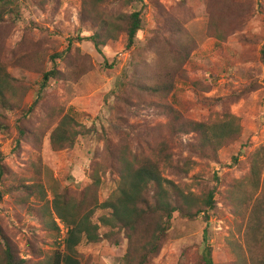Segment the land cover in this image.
<instances>
[{"label":"rangeland","instance_id":"1","mask_svg":"<svg viewBox=\"0 0 264 264\" xmlns=\"http://www.w3.org/2000/svg\"><path fill=\"white\" fill-rule=\"evenodd\" d=\"M17 6L20 17L15 24L0 27L7 51L67 52L72 39L70 57L79 49L91 64L78 81L52 80L42 91L36 72L8 67L27 88L23 106L32 107L36 101L32 114L18 121L11 115V128L0 133V162L10 171L0 185V227L19 258L47 264L54 253L66 254L65 243L47 235L41 217L51 209L55 193L86 188L108 138L113 146L126 144L134 154L146 156L150 148L165 144L172 166L163 168L167 180L197 199L215 189L216 209L193 220L175 214L149 264H203L206 246L214 264H264V0H101L98 9L106 19L140 12L142 20L131 48L125 36H118L100 47L102 54L87 41L96 25L83 15L80 1L17 0ZM211 18L227 31L222 41L208 33ZM173 21L195 45L183 65L184 79L177 80L167 96L142 94L131 84L138 72L151 74L158 62H164L161 58L167 53L159 46L172 44ZM58 66L66 72L64 60ZM164 107L177 112L181 121H218L231 114L238 118L241 134L216 159L204 157L192 147L195 135L170 134ZM56 110L74 116L90 134L78 137L70 149L55 150L49 134L56 125ZM17 125L27 130L26 137L19 136ZM253 158L262 167L258 187L247 182L232 200L231 188L247 181ZM102 181L107 184L111 178L106 175ZM36 185L37 194L25 189ZM110 191L111 187L101 189L99 200ZM257 205L256 229L248 222ZM57 220L62 222L53 215L55 225ZM126 248L125 241L117 246L103 241L86 247L79 260L122 264Z\"/></svg>","mask_w":264,"mask_h":264},{"label":"trees","instance_id":"2","mask_svg":"<svg viewBox=\"0 0 264 264\" xmlns=\"http://www.w3.org/2000/svg\"><path fill=\"white\" fill-rule=\"evenodd\" d=\"M78 1L81 2L83 15L96 25V29L93 30L95 32L87 41L92 43L99 54H102L100 47H107L116 41L118 36H125L127 48L133 46L141 30L140 12L131 14L121 12L111 19H106L101 16L98 9L101 0ZM18 17L20 11L17 0H0L1 28L15 24ZM172 26L175 30L172 44L169 46L168 43H163L166 47L159 46L167 53L161 58L164 62H158V67L154 68L151 74L143 70L138 72V77H134L131 86L142 94L167 96L173 91L175 82L184 79L183 65L189 59L195 45L176 21L172 22ZM208 33L219 41L228 35L214 18L210 20ZM3 39L0 34V133L8 132L11 128L9 122L11 115L17 117V121L25 119L27 115L32 114L34 105L36 106V101L32 107L23 106L27 88L21 86L19 80L9 73V66L36 72L41 78L40 91L52 80L78 81L91 67L89 57L83 55L79 49L70 57L71 45L74 42L72 39L68 40L67 52L50 55H43L38 51L18 53V49L7 51ZM77 39L81 40L80 37ZM62 60L67 66L65 73H62L58 66V61ZM163 111L169 116L170 134L174 137L181 134L195 135L197 143L192 147L204 157L216 159L218 152L236 141L241 134L238 118L228 113L218 121L192 122L181 121L179 114L169 107H164ZM52 117L56 118V125L49 134V140L55 150L70 149L78 137L90 134V130L82 126L74 116L63 113L62 110L53 112ZM16 129L21 138L26 137L27 130L22 125H17ZM257 160L256 158L252 160L247 181L237 182L232 186L230 192L232 200L240 193L239 187L243 184L248 185V182L254 188L258 187L262 167ZM171 167L165 144L160 148H150L146 156L134 154L126 144L113 146L112 142L105 138L104 156L89 175L91 182L82 191L73 194L66 190L60 194L55 193L51 209L47 208L41 217L49 237L56 239L59 236L53 215L68 228L65 240L66 254L54 253L52 261L47 264H81L79 258L86 247L103 241L117 246L119 240L127 244L122 264H149L160 251L161 243L170 229L175 214L183 219L193 220L216 209L215 189L205 190L199 199L191 193L185 194L178 185L164 177L163 168L166 170ZM182 171L186 174L188 172L187 169ZM9 174V169L0 162V185ZM106 175L111 178V182L107 184L102 181ZM109 187L111 191L108 197L100 201L99 191L108 190ZM38 188L36 185L25 189L34 195L39 193ZM1 198L0 192V200ZM259 209V205L253 208L248 227L258 228L254 220L258 217ZM203 251L201 257L203 264H214L210 248L206 246ZM28 263L29 261L19 258L14 244L0 227V264Z\"/></svg>","mask_w":264,"mask_h":264},{"label":"built area","instance_id":"3","mask_svg":"<svg viewBox=\"0 0 264 264\" xmlns=\"http://www.w3.org/2000/svg\"><path fill=\"white\" fill-rule=\"evenodd\" d=\"M56 223L59 229V239L58 240L64 244L67 238L68 228L65 226L63 222H60L57 220Z\"/></svg>","mask_w":264,"mask_h":264}]
</instances>
